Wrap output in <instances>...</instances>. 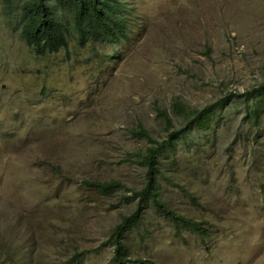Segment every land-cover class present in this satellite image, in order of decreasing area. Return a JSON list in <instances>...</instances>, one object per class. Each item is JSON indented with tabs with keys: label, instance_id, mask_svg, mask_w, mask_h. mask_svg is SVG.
Listing matches in <instances>:
<instances>
[{
	"label": "rangeland",
	"instance_id": "rangeland-1",
	"mask_svg": "<svg viewBox=\"0 0 264 264\" xmlns=\"http://www.w3.org/2000/svg\"><path fill=\"white\" fill-rule=\"evenodd\" d=\"M121 1L128 40L81 46L74 31L67 47L37 55L0 0V262L114 264L110 235L147 181L151 142L136 130L167 138L160 110L183 127L179 100L218 108L161 156V191L209 220L211 235L179 233L149 202L126 235L130 256L264 264V100L246 94L264 82V0ZM114 179L126 188L90 184Z\"/></svg>",
	"mask_w": 264,
	"mask_h": 264
},
{
	"label": "trees",
	"instance_id": "trees-1",
	"mask_svg": "<svg viewBox=\"0 0 264 264\" xmlns=\"http://www.w3.org/2000/svg\"><path fill=\"white\" fill-rule=\"evenodd\" d=\"M2 10L8 23L14 30L20 32L37 55L57 52L67 47L69 37L74 31L81 46L87 45L89 41L119 42L130 37L128 8L121 0H2ZM249 93L257 101L264 100V82L246 94ZM229 98H224L218 103L224 105ZM217 105L216 102L199 109L190 108L179 100L175 101L173 104L175 111L188 120L181 128L175 126L167 110H160L159 113L165 118L168 131L167 138L162 140L152 137L143 127L136 130L138 135L146 136L151 142L145 153L141 154V161L147 169V181L143 188L132 189V194L128 198H137V205L130 214L122 217L110 235L109 240L115 244L114 264L133 262L159 264L149 257L132 258L126 242V235L140 226L149 202H152L161 214L172 220L179 233L186 229L198 233L204 239L211 235L209 220L186 216L170 207L163 199L161 156L167 152V149L177 144L187 129L195 125H209L218 108ZM253 112L256 123H259L260 106L254 108ZM90 184L107 195L126 188L121 180L116 179L94 181ZM192 199L197 200L194 196ZM0 264L7 263L1 261Z\"/></svg>",
	"mask_w": 264,
	"mask_h": 264
}]
</instances>
